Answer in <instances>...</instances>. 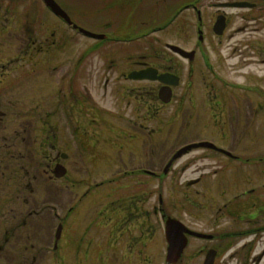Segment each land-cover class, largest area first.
Here are the masks:
<instances>
[{
	"label": "flooded vegetation",
	"instance_id": "obj_1",
	"mask_svg": "<svg viewBox=\"0 0 264 264\" xmlns=\"http://www.w3.org/2000/svg\"><path fill=\"white\" fill-rule=\"evenodd\" d=\"M12 1L0 0V17L12 13L5 5ZM38 1L46 14L52 16L54 25L58 22L70 30L67 47L73 45L75 39H70L73 35L89 42L74 43L82 46L78 47V53L71 55L73 63L67 77L56 72L59 66L56 59L45 65L44 58H37L26 69L22 67L26 60L24 64L18 62V69L10 75L7 73L9 64L0 69V95H5L4 101L7 100L8 105L11 104L9 92L25 84L27 78L39 77L44 83L38 87L40 96L34 108L31 106L30 116L25 111L17 118L11 113V107L9 111L0 109V264H43L47 247L42 231L43 181L45 176L51 181L60 180L54 176V171L60 164L65 167L66 160L70 164L68 192L72 195L67 216L62 220L55 213L56 205L51 203L53 218L59 220L56 227L60 225L58 237L54 233L52 239V250L55 253L60 250L59 242L66 222L69 246L74 245L67 249L70 264H155L157 213L163 225L159 242L161 237L165 239L166 218L172 216L166 211L161 189L156 203L154 182L161 175H156L152 169L155 166L125 167L114 178L117 181L135 179L133 185L111 187L114 179L87 185L84 179L82 182L86 186L79 195L74 191L75 184L80 183H77L76 174L88 177L84 168L93 159L94 153H87L91 147L97 144L105 149L109 147V143L103 145L102 138L97 140L96 136H102L104 131L116 126L118 131L128 132V137L118 142L120 145L124 141L152 143L157 101L170 106L168 120L172 124V119L181 115L182 104L188 103V99L197 103L198 111L193 113L197 114L198 130L212 129L211 138L200 137L194 141L206 142L209 146L197 149L207 152L205 158L210 156L226 161L222 166L224 172L218 171L215 177V189L221 193L233 191L234 196L216 204L214 223L208 232L196 230L178 218L191 231L208 236L184 233L186 244L181 257L189 251L193 239H197L193 254L201 257V264L209 250L213 251L211 264H219L226 251L231 257L243 256L244 264L249 256L257 259L253 264H258L264 258V190L255 186L243 187L233 179L227 180L226 175L236 166L252 168L264 163V154L248 155L242 148V153H237L240 142L251 139L247 135L251 134L257 115H264V0H222L212 3L215 9L211 13H207L202 0H176L175 3L174 0H91L90 3L71 0L75 11L71 5L68 8L65 1L55 0L67 13L71 24ZM241 2L247 5L239 4ZM145 14L149 17L140 18ZM237 14H240L241 23L252 22L254 25L247 31L260 30L259 36H254L252 41L251 34L248 39L238 37L237 34L247 27L234 25ZM19 15L22 17V12ZM97 15L101 18L95 19ZM82 17L86 18L82 20ZM40 22L36 23L39 34L44 32L42 26L49 27ZM59 30L52 31L51 35H56ZM157 33L167 35L166 40L152 37ZM36 44V56L59 48L54 45L60 46L57 41L45 38ZM93 55H99L101 62L94 61L91 65ZM252 63L260 65L256 68L258 75L250 70L248 75H242L246 81L238 80L242 68ZM147 68L155 69L157 75L167 74L169 83L131 76L133 72ZM46 74L49 79L42 80ZM193 80L200 83L196 96L191 91L188 93L189 84H186ZM173 81H177L176 84ZM161 87L170 96L166 103L159 98ZM107 96L111 98V109L106 105ZM43 100L50 105L44 106ZM209 110H213L208 116L212 122L200 121L206 114L203 111ZM190 124L188 119L182 128L190 127ZM262 126L264 121L255 129L260 130ZM45 160L50 162L46 169ZM95 168L92 166L90 176ZM92 193L95 197L86 218L85 200H89ZM221 218L225 221L218 222ZM260 245L259 250H254ZM160 246L165 247L166 255V241L161 240Z\"/></svg>",
	"mask_w": 264,
	"mask_h": 264
},
{
	"label": "rangeland",
	"instance_id": "obj_2",
	"mask_svg": "<svg viewBox=\"0 0 264 264\" xmlns=\"http://www.w3.org/2000/svg\"><path fill=\"white\" fill-rule=\"evenodd\" d=\"M62 1H65V5L68 6V8H70L69 6L71 5L72 9L74 11L76 10L71 0ZM221 1L222 0H202V3L204 2L207 13H211L215 9V7L212 6V3H217ZM90 2L91 0H87V3ZM175 2L176 0H174V3ZM5 5L7 7L9 6V9L12 10V13H10L8 17H0V27H4L0 29V69L2 70L5 67L2 65L9 64L8 66L10 68V71H8L7 73L10 75L14 74L15 70L18 69V62L19 64H24L23 61L26 60V65L24 64L22 66L24 67L23 69H26V67H28L29 65L32 66L37 58H44L46 60V62L44 63L45 65H49L54 59H56L55 63L59 65L58 71L56 72H58L60 76L64 75L67 77L68 73L70 74V67L73 63L71 55L74 52L78 53V47L82 46L74 43L85 44V42H89V40H82L78 36L73 35L74 38H70L71 40L75 39L73 40V45L67 47L66 43L67 40H69L67 36L71 34L70 30L65 28L63 24H58V22L57 25H54V23L56 22L53 20L50 14H46V11L38 0H13L11 3L8 2V4ZM147 8H149V6ZM19 12H22V17H20ZM154 15H156V13ZM239 15L240 14L235 15V19L233 22L234 25H246L247 29H245L242 33H238L237 36H244V38L248 39V34H251V41L254 40V36H259L260 30L252 33L248 32V28H250V26L254 24L252 22H244V24L241 23V18ZM159 16L160 15H157V17ZM144 17H149V15L145 14L140 18ZM85 18L86 17H82V20H84ZM100 18L101 15H97L95 17V19ZM37 21H41L42 23H44V25L47 23V26H49L47 29L42 26L44 28V32L41 33L42 35L39 34V30H37ZM58 27H60L61 30H59ZM56 30H59V33L57 32L56 35H51V32ZM40 35L42 37H40ZM166 36L163 33H157L152 35V37L159 38L161 41L166 40ZM42 38H45L47 41H51L52 39L57 41V43H60V46L54 45V47L59 48L49 49V51H45V53L43 54L40 52L41 55L36 56L35 45L37 46L36 43L39 41V39ZM61 43H64L62 47ZM94 61L97 64L101 62L99 55H93L89 63L93 65ZM91 65L87 66H89V68H93L94 66ZM259 66L260 65L252 63L243 67V72L237 71L239 72L237 79L245 80L242 75L245 73L248 75L250 70H252V73L254 75H258L256 74V68H258ZM50 74L52 75V73ZM49 77L50 76L46 74L44 75V78H41L42 80H47L49 79ZM39 79V77L38 79L35 77L33 79L27 78L24 82L25 84L22 83L21 85H18V87L11 90L7 95L11 97L10 105L7 104V100L4 101L5 95H0V109H5L9 111V107H11V113H14L16 117L19 116V114L22 115V112L25 111H27L28 116H30L29 111L31 109V106H33L35 102H37L40 96V94L38 93V87L44 85V83ZM248 82L250 81H247L246 83ZM251 83H254V81ZM186 84H189L187 87L189 90L188 93H190L191 91V94L193 96H196V93L199 94L200 83L198 84L197 82L196 84V80H193L191 84L190 82H186ZM44 91L47 92V89H44ZM106 100V105L109 109H111L112 104L110 96H107ZM191 103H193L191 99H188V103L184 101L182 104L181 115L178 116L177 119H172V124H170L171 122L168 120L170 106H165L163 104H160L159 101H157L158 109L155 117V133L153 136L154 140L152 143L146 142L143 144L140 142L141 144H139L138 141H131L129 143L124 141V143H121L120 145L118 142H121V140L126 139L128 137V132L118 131L116 126H114L113 129L104 131L102 136H96L97 140L102 138L103 145L109 143V147L105 149L100 147L99 144H97L94 147H91V149L87 152L94 153V156L91 163H88L89 168H84L87 169L86 175L88 177H85L82 173L76 174L77 183L80 182L79 184H75V186H77L76 190H74L75 193L77 192L76 195H79V193L86 186L82 182L84 179V182H86L87 185H90L96 182L98 183L100 181H106L109 179L117 178V174L122 169H125V167L134 168L139 166V164L143 166H155L152 169L156 171L157 175H161V177L159 179L157 178L154 182V185L156 187V203L158 204V194L159 189H161V197L165 200V203L167 204L166 211L168 213L170 212L172 216L179 218L180 220L184 221L190 227L196 230L201 229L203 232H208L214 223V207L216 206V204L220 202L222 203L223 201H225L226 198H228L226 200H229L230 197L234 196L233 191L221 193L215 189V177L217 176V174H219L218 171L224 172L222 166L226 164V161H220L210 156L205 158L204 154L207 153L206 151L193 148L189 152L181 156L179 155L180 157L173 159L167 170L164 171L168 160L182 146L188 145L196 141L200 137H212V129L206 128L204 130H198L199 124L198 120L196 119L197 114L193 113L195 111H198L197 103ZM43 105L49 106L50 102L43 100ZM34 106L32 108H34ZM201 111L202 110H199V112ZM203 113H206L205 116L201 117L202 119L199 120L204 121L205 123H211L212 118H209L208 116L213 114V110H209V112L203 111ZM188 119H190L191 122L190 127H188L187 125L185 128H182V126L184 125V123L187 122ZM262 121H264V115H257L256 123L255 125H252L251 134L247 135V137L250 135L251 139L241 141L239 144L240 147L238 146L239 149H236L237 153L240 154L243 152L252 156H261L264 154V126H262L260 130L255 129V126L257 127L258 124ZM253 137L255 138L252 139ZM222 142L225 143V141ZM232 144H235V141H232ZM223 146L228 148L227 145ZM65 147L60 148L61 150L66 152L67 149ZM241 148L242 152L240 151ZM139 158L141 159L139 160ZM45 159L49 161L48 158ZM114 159L116 160L114 161ZM46 160L44 161V169H46L47 166L50 165V162H47ZM237 163L238 162H235V164ZM64 164L67 169V172L63 178L57 181L55 179L51 181L45 176L43 181L44 224L42 231L43 241L47 244V247L44 249L43 264H70V258L67 249L74 248L73 244L69 246V225L65 222L59 242L60 250L57 253L52 250V239L54 238V233L56 231L55 223L67 216L68 206L70 203V196L72 195L68 192V186L70 185V164L67 160ZM79 165L81 166L82 164ZM92 166H96V168L94 171L92 170V174L90 176L89 173L91 172ZM52 167L53 166L51 165V169ZM254 170H256V172L253 173ZM246 171L247 175H244ZM227 172L230 173L226 175L227 180L233 179V181L235 180V182H239L238 185L242 184L241 186L243 187L255 186L257 188L261 187L264 190V163L261 166H252V168H241L236 166L228 170ZM240 173L242 176L241 179ZM134 181L135 179L130 178H124L120 181L114 179L112 180L111 187L121 185H133ZM106 191L110 192L108 189ZM94 197L95 195L92 193L91 198L89 200H85L84 206L87 210L86 218L89 216L88 208L90 207L91 203H93ZM262 201L264 202V198H262ZM51 203L56 205L55 213H57L60 217L59 220L58 218H53L54 213L52 214L53 210L51 208ZM223 221H225V218H221V221L218 222ZM162 227L163 225L161 217L159 213H157L155 232V264H166L165 247L160 246L161 240L164 243L165 239L161 237V240L159 242V236H162L163 234ZM197 244L198 240L193 239V242L189 246V251L184 253V255L175 264H201V257L199 255L193 254V248H195ZM262 245L255 247L254 250H259ZM190 252L192 253V255ZM244 259L245 258L240 254L238 256L232 255L231 257L229 256V252L226 251L222 255V257H220L219 264H244ZM255 261H257V259H254V257L251 258L249 256L246 259L245 264H250V262L251 264H253ZM258 264H264V258Z\"/></svg>",
	"mask_w": 264,
	"mask_h": 264
},
{
	"label": "water",
	"instance_id": "obj_3",
	"mask_svg": "<svg viewBox=\"0 0 264 264\" xmlns=\"http://www.w3.org/2000/svg\"><path fill=\"white\" fill-rule=\"evenodd\" d=\"M43 1L47 6H49V8L55 14L63 17L68 23H70L67 13L55 2V0H43ZM239 4L247 5V3H245V2H241ZM85 33H88V32L85 31ZM88 34H90V33H88ZM131 76H133L135 78H139V79L140 78H147V77L148 78H154V79H158L163 84L169 83V80H168L169 76L167 74L163 73V74L157 75L156 70L152 69V68H147V69L139 70L137 72H133L131 74ZM176 82L177 81H173V84H176ZM169 97H170L169 93L165 90L164 87H161L159 90V98L161 99V101L167 102L169 100ZM203 145H208V143H206V142L192 143V144H189V145H186V146L180 148L172 156L171 160H169L164 171L167 170V168L169 167V165L171 164L173 159H175L176 157H178L182 153H185L187 150H189L193 147H198V146H203ZM211 146L212 145H210V147ZM54 174L56 177L63 176L65 174V168L62 165L56 166ZM184 233L199 236V237H208L206 234H201L199 232L191 231L190 229L185 227V225L176 218L167 217V219L165 221V239L167 242L165 259H166L167 263L173 264L176 261H178V259L180 258L181 253L183 251V248L186 244V237H185ZM58 234H59V228L57 230V235ZM212 259H213V251L209 250L205 255L204 264H211Z\"/></svg>",
	"mask_w": 264,
	"mask_h": 264
}]
</instances>
